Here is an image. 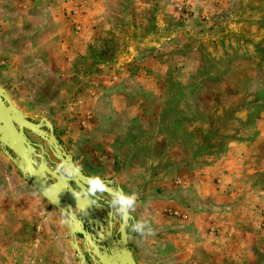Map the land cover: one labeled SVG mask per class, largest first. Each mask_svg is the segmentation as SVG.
Returning a JSON list of instances; mask_svg holds the SVG:
<instances>
[{
	"label": "rangeland",
	"instance_id": "1",
	"mask_svg": "<svg viewBox=\"0 0 264 264\" xmlns=\"http://www.w3.org/2000/svg\"><path fill=\"white\" fill-rule=\"evenodd\" d=\"M0 87L85 176L138 193L156 234L126 231L136 264H264V118L244 126L264 106V0H0ZM0 264H78L1 150Z\"/></svg>",
	"mask_w": 264,
	"mask_h": 264
},
{
	"label": "water",
	"instance_id": "2",
	"mask_svg": "<svg viewBox=\"0 0 264 264\" xmlns=\"http://www.w3.org/2000/svg\"><path fill=\"white\" fill-rule=\"evenodd\" d=\"M25 132H29L43 141L47 151L56 162L49 159V154L43 150L41 145L31 142ZM0 150L24 181L58 212L66 226L68 244L74 251L78 264H86L85 254L80 245L94 264H136L127 247L128 235L121 228L119 222L113 233L110 231L112 223H109L108 220V230L104 231L103 239H101L99 230L102 219L94 213V206L88 205L86 197H82L80 200L75 197L74 191H80L87 185L88 176L81 172V175L76 179L66 183L53 174L56 166L62 161L70 160L72 164L74 163L72 157L63 150L56 139L51 124L43 117H40L37 123L28 121L23 112L14 106L8 93L1 87ZM28 159L39 162L37 174H34L33 169L28 166ZM45 188H48V191H45ZM88 215H91L93 221L99 226L97 232L91 228ZM84 216L86 223L83 221ZM106 217L110 219L109 211L106 213ZM92 234L96 235V239L92 237ZM76 237L81 238L80 245L76 241ZM98 238L101 239L103 245L98 244ZM86 245L89 246V249Z\"/></svg>",
	"mask_w": 264,
	"mask_h": 264
},
{
	"label": "clouds",
	"instance_id": "3",
	"mask_svg": "<svg viewBox=\"0 0 264 264\" xmlns=\"http://www.w3.org/2000/svg\"><path fill=\"white\" fill-rule=\"evenodd\" d=\"M27 164L33 169V173L37 174L39 162L28 159ZM82 169L75 166L70 160H64L58 164L54 170V175L66 183L76 179L81 175ZM51 187V186H50ZM48 187V188H50ZM45 188V191H48ZM75 197L80 200L86 197L88 205L94 207H103L107 204L109 208V223L118 221L125 231H130L141 238L153 237L156 234L150 220L140 217L136 218L133 213L138 208L139 195L137 192H125L119 186L114 185L110 181H106L99 175H91L87 178V185L82 187L80 191H74ZM107 195L108 199H104ZM103 239V230L100 232Z\"/></svg>",
	"mask_w": 264,
	"mask_h": 264
},
{
	"label": "crops",
	"instance_id": "4",
	"mask_svg": "<svg viewBox=\"0 0 264 264\" xmlns=\"http://www.w3.org/2000/svg\"><path fill=\"white\" fill-rule=\"evenodd\" d=\"M246 76H248V73H246ZM231 79H232V83H231V86H230V88H227V90H228V93H229V96L231 97V96H233L234 97V95L233 94H235L236 93V95L238 94H241V93H247L248 92V89H247V87H244V89L242 88V87H239V85L237 84V82H235L234 81V78L233 77H230ZM244 80H247L248 81V87H250V86H252V85H254V84H256V82H252V81H249V80H251L252 79V77L251 76H249V77H245L244 76ZM238 91H240L239 93H237ZM235 99H231V100H228V99H223L222 101H218V105L217 106H219L218 108H221V106L224 108H226L227 106H225V105H229L228 107H229V110H228V113H227V115L229 116L230 115V112H233V111H236V109H237V105H233L231 102L232 101H234ZM216 106V107H217ZM232 107H236L233 111H232ZM262 108H260V109H258L256 112H255V117H253V123L251 122L250 124H248V125H246L247 123H245L244 124V126L246 127V126H249V127H251L252 128V130H255L256 129V127H257V125H258V123H259V119H263L264 118V106H261ZM226 117V116H225ZM256 117L258 118V119H256ZM222 118H224V117H221V120L223 121V119ZM222 121H220V122H218V124H220L221 125V122ZM223 129V132L226 130V128H222ZM224 140V139H223ZM230 152H232V151H230V149L228 150V152L226 153H224V156H226L227 154H229ZM219 163H221V161L219 162ZM250 254H251V252H250Z\"/></svg>",
	"mask_w": 264,
	"mask_h": 264
},
{
	"label": "bare ground",
	"instance_id": "5",
	"mask_svg": "<svg viewBox=\"0 0 264 264\" xmlns=\"http://www.w3.org/2000/svg\"><path fill=\"white\" fill-rule=\"evenodd\" d=\"M49 164V163H48ZM85 213L87 214V211L85 210ZM94 213L97 215V213H96V211L94 210ZM98 217H100L99 215H97ZM87 218H88V221H89V224L91 225V228H93V229H95V231L97 232L98 231V225L93 221V218H92V216L90 215H88L87 216ZM101 219H102V224L100 225V232L103 230V233H104V231H107L108 230V226H107V221L109 220L108 218H107V220H105L103 217H100ZM81 220H82V218H81ZM83 221L86 223V217L84 216L83 217ZM115 222H113L112 223V227H110V231L111 232H113L114 233V231H113V224H114ZM115 225V224H114ZM92 237L94 238V239H96V235H93L92 234ZM77 241V240H76ZM102 241H101V239L100 238H98V244L99 245H103V243H101ZM86 247L89 249V246L88 245H86Z\"/></svg>",
	"mask_w": 264,
	"mask_h": 264
},
{
	"label": "trees",
	"instance_id": "6",
	"mask_svg": "<svg viewBox=\"0 0 264 264\" xmlns=\"http://www.w3.org/2000/svg\"><path fill=\"white\" fill-rule=\"evenodd\" d=\"M235 108H236V107H232V111H233ZM236 110H237V109H236ZM227 113H228V111H227L226 113H223V114H222V117H225V116L228 117ZM222 119H223V118H222Z\"/></svg>",
	"mask_w": 264,
	"mask_h": 264
},
{
	"label": "flooded vegetation",
	"instance_id": "7",
	"mask_svg": "<svg viewBox=\"0 0 264 264\" xmlns=\"http://www.w3.org/2000/svg\"><path fill=\"white\" fill-rule=\"evenodd\" d=\"M25 134H26V132H25ZM27 136V135H26ZM48 161V160H47ZM72 186H73V184H72ZM81 246V245H80ZM86 257H88L86 254H85V261H86ZM89 258V257H88ZM87 264V263H86Z\"/></svg>",
	"mask_w": 264,
	"mask_h": 264
}]
</instances>
